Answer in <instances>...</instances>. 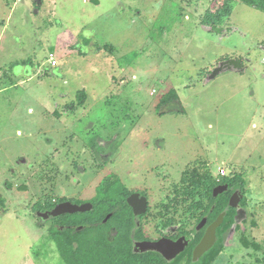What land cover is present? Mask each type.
Here are the masks:
<instances>
[{"label":"rangeland","instance_id":"1","mask_svg":"<svg viewBox=\"0 0 264 264\" xmlns=\"http://www.w3.org/2000/svg\"><path fill=\"white\" fill-rule=\"evenodd\" d=\"M212 2L0 0V264H68L35 203L91 202L115 175L153 213L202 161L245 177V230L213 264H264V12L236 2L216 31ZM228 57L244 70L208 78Z\"/></svg>","mask_w":264,"mask_h":264},{"label":"trees","instance_id":"2","mask_svg":"<svg viewBox=\"0 0 264 264\" xmlns=\"http://www.w3.org/2000/svg\"><path fill=\"white\" fill-rule=\"evenodd\" d=\"M236 2L244 3L264 12V0H213L211 7L205 14L204 23L212 25L214 30L219 31L220 25L231 16ZM77 96L79 103L82 104L86 95L80 91ZM178 100L179 94L172 87L159 97L157 106L170 105ZM208 175V171H206L205 174L194 178L187 184V180L185 181L183 178L182 190H175L172 193L173 199L163 205L162 209L167 212V205H169L173 207L176 217L187 215L195 208L198 194L211 197L212 186L206 178ZM240 186L242 187V185ZM24 187L21 186V188ZM97 188L99 190L98 195L91 199L92 210L77 213L78 219L74 217L69 220L66 219L74 213L52 217L55 222L52 226L54 230L52 234L57 236L68 264H178V260L167 263L153 252L141 254L133 251V238H139L138 233L144 222L138 227L133 219L132 211L126 203V195L128 194L126 185L121 182L118 176L104 177ZM245 199L242 201L243 205H245ZM213 200H218V198L213 197ZM0 201L4 202V200ZM56 204L57 202H52V200H48L44 204L37 202L32 209L43 211L51 209ZM109 213H112L111 217L107 222H104ZM89 214L91 217H88ZM60 218L66 220L58 222ZM183 218L181 217V219ZM78 225H82V228H78ZM109 231L114 232V234L110 235ZM242 244L247 248L261 249L259 243L251 242L247 237L242 238ZM223 248L222 244H218L211 253L209 252L201 260L192 261L190 264H213Z\"/></svg>","mask_w":264,"mask_h":264},{"label":"flooded vegetation","instance_id":"3","mask_svg":"<svg viewBox=\"0 0 264 264\" xmlns=\"http://www.w3.org/2000/svg\"><path fill=\"white\" fill-rule=\"evenodd\" d=\"M229 58V57H228ZM225 58V59H228ZM223 59V60H225ZM241 60V58H236ZM222 60V61H223ZM96 154L97 152L94 151ZM187 166L190 168V173L187 178H185L186 184L187 182H191L194 178L201 176L208 171V181L211 184V197L210 196H202L201 194L197 195L196 198V206L193 208L187 215H183L184 217L181 219L180 216H175L174 209L172 206L167 205V212L164 209H160L156 212L151 213V193L147 188H127L126 195V203L130 207L132 211L133 219L135 220L138 227L144 222L143 226H141V230L138 233L139 238H133V251L136 253H148L153 252L158 255V257H162L167 263H171L175 260H178V264H190L192 261L197 262L204 258L209 252L211 253L214 249L217 248L218 244L224 247L227 246L226 241L230 235L233 234L234 238L238 232H242L243 227L242 223L245 222L247 215L244 205L242 201L246 198L245 193V177L241 175L242 173L233 169V167L225 170V174H214L210 171V163L199 162L193 165L189 164ZM202 168V169H201ZM106 177V176H105ZM167 178V175H166ZM179 183H182V178H180ZM175 182H170L168 185H173ZM242 185V187L240 186ZM216 191V194H215ZM135 193H139L140 197L145 196L148 200V209L146 213L141 215H135L133 207L129 204L128 198ZM174 197L171 193H164L163 197L160 201L164 200V198ZM213 197L218 198V200H213ZM240 198V200H239ZM63 199V198H61ZM54 200L52 202H63L70 200L74 203H84L88 202L80 201L75 202L70 198H65L61 201ZM236 203V204H235ZM201 205V206H200ZM54 207V206H53ZM52 207V208H53ZM225 207V209H222ZM51 208V209H52ZM244 209V210H243ZM50 210V209H47ZM40 210L35 211L37 212ZM43 211H46L43 210ZM225 212L222 223L216 229V241L214 245L204 252L198 260H194V250L196 246L200 243L202 238L211 228V225L216 221V219ZM152 214L148 216L149 214ZM109 218L112 213H109ZM52 218V217H50ZM106 218V217H105ZM108 218V219H109ZM49 219V218H48ZM107 219V221H108ZM151 220H153L151 222ZM106 221V222H107ZM105 222V221H104ZM152 224H149V223ZM150 226V227H149ZM110 235L114 234V232L109 231ZM162 238H167L173 241H176L182 238V242L185 243L184 249L177 254L175 258L169 260L163 252L157 250H145L142 251L140 248H136V243L140 241H158ZM222 250L219 254H221ZM166 253L171 255L169 248H167Z\"/></svg>","mask_w":264,"mask_h":264},{"label":"water","instance_id":"4","mask_svg":"<svg viewBox=\"0 0 264 264\" xmlns=\"http://www.w3.org/2000/svg\"><path fill=\"white\" fill-rule=\"evenodd\" d=\"M245 66L242 61L236 58H228L219 63L217 67L211 72V75L208 78H213L218 73L224 70H236L243 71ZM216 194V191H215ZM240 200V198H239ZM129 204L133 207L135 215H141L147 212L148 209V200L145 196H141L139 193L132 194L128 198ZM236 204V203H235ZM93 208V203L84 202V203H74L70 200L60 202L56 204L52 209L46 211H38L37 214L45 219L50 217H57L67 213H77V212H86ZM225 212L222 213L216 221L211 225L209 231L202 238L200 243L196 246L194 250V260H198L199 257L209 250L216 241V229L222 223ZM109 218V215L106 216L104 221L106 222ZM243 229H245L243 227ZM182 238L173 241L167 238H162L158 241H140L136 243V248H140L142 251L145 250H157L163 252V254L169 259L172 260L179 254L185 247V243L182 242ZM167 248L171 252V255L166 253Z\"/></svg>","mask_w":264,"mask_h":264},{"label":"built area","instance_id":"5","mask_svg":"<svg viewBox=\"0 0 264 264\" xmlns=\"http://www.w3.org/2000/svg\"><path fill=\"white\" fill-rule=\"evenodd\" d=\"M51 57H53L52 53L50 54ZM225 170H226V167H221L219 170H218V174H225Z\"/></svg>","mask_w":264,"mask_h":264},{"label":"crops","instance_id":"6","mask_svg":"<svg viewBox=\"0 0 264 264\" xmlns=\"http://www.w3.org/2000/svg\"><path fill=\"white\" fill-rule=\"evenodd\" d=\"M237 72H239V71H237Z\"/></svg>","mask_w":264,"mask_h":264}]
</instances>
